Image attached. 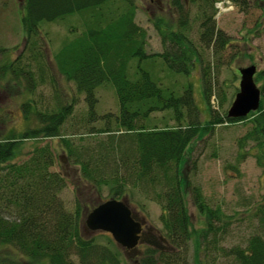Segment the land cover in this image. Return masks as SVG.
<instances>
[{
  "label": "trees",
  "instance_id": "obj_1",
  "mask_svg": "<svg viewBox=\"0 0 264 264\" xmlns=\"http://www.w3.org/2000/svg\"><path fill=\"white\" fill-rule=\"evenodd\" d=\"M112 0H23L21 24L27 41L39 35V24L55 22L68 15L89 13L85 31L65 43L55 54L58 73L72 83L84 97L88 123L103 121L98 129L110 135L98 145L79 152L71 147L61 129L73 112L75 100L54 111L33 110L32 104L22 105L25 118L33 114L41 127L7 137L0 134V264H127L119 247L109 233L97 237L86 235V216L91 209L76 203L68 210L61 192L66 179L52 171L56 157L48 144L26 154L22 142L35 138H60L73 163L79 165L83 180L95 190L105 186L109 199H133L135 195L159 205L163 248L146 247L140 264H264V206L254 213L256 231L244 245L226 247L227 230L233 223L221 207H212L202 189L191 185L183 173L187 155L195 141L219 125L248 122L251 126L239 140V156L245 158L252 150L257 164L264 167V84L260 87L261 101L257 111L242 119H231L227 112L212 109L213 79L210 64L188 39L187 2L198 7L200 42L220 53L229 45V37L217 27V0H170L176 20L167 22L160 17L154 23L162 37L164 51L158 56L177 73H191L199 64L203 100L208 120L201 125L200 108L192 88L183 95H165L150 74L140 68L136 80L128 77L130 62L150 57L146 51L147 31L136 22L135 6L123 0L119 13H104ZM245 11L253 1L264 12V0H228ZM107 15V16H105ZM30 44V43H29ZM31 45V44H30ZM32 43L30 60L38 64L44 75L46 61ZM22 57L8 67L16 80L25 77L27 89L34 90L36 79L32 64L18 67ZM17 67V68H16ZM25 67L28 70H25ZM31 68V69H29ZM264 72L255 75L257 82ZM110 83L119 103L117 114H98L96 90ZM216 99V97H215ZM218 101V100H217ZM222 104V103H221ZM218 106V102H217ZM169 110L175 126H149L156 111ZM250 145V149L246 148ZM192 201L202 218V226L191 222L186 197ZM106 201V200H105ZM105 240L100 242V240Z\"/></svg>",
  "mask_w": 264,
  "mask_h": 264
},
{
  "label": "rangeland",
  "instance_id": "obj_2",
  "mask_svg": "<svg viewBox=\"0 0 264 264\" xmlns=\"http://www.w3.org/2000/svg\"><path fill=\"white\" fill-rule=\"evenodd\" d=\"M149 1L131 0L135 6L137 24L147 31L146 51L150 57L142 61L133 59L130 62L128 77L133 81L136 80L142 68L163 89L165 95L181 96L191 87L200 108L201 125H204L209 116L203 100L201 68L197 64L189 74L177 73L158 56L165 47L154 23L160 17L167 22L176 20V12L172 9L170 0H159V5L156 0L152 3ZM223 1L227 0H217L216 4H221ZM21 3L20 0H0V134L4 138L13 133L19 138L25 131L41 127L33 114L30 118H25L22 105L26 102L32 104L33 110L54 111L75 100L73 112L63 125L61 134L70 141L72 149L79 155L83 149L98 145L110 135L98 131L103 126V121L88 123V111L83 95L78 94L74 85L58 73L53 57L65 43L85 31V20H88L89 13L85 15L75 13L55 22L44 21L39 24V35L33 37L30 42L27 41L21 24ZM123 8V0H112L104 7V13L116 14ZM186 9L189 14V27L186 32L188 39L198 49L203 62L211 66L213 92L216 97V99L211 98V107L214 110L218 108L222 114L228 111L239 91L238 70L255 65L256 75L264 72V12L253 1L245 11L233 2L221 5L217 9L215 21L217 27L226 33L230 41L225 50L215 53L212 48H206L200 42L198 7L187 2ZM33 42L35 49L43 54L47 64L44 82L38 81L40 76L44 78L38 64L30 60ZM19 57L22 59L18 67L28 62L32 64L31 68L35 72L36 79V88L32 91L27 89L28 83L25 77L16 80L8 68ZM25 70L28 68L25 67ZM256 84L260 88L264 84V76ZM96 96L98 98L96 113L100 115L118 113L119 103L112 84L107 83L99 87ZM175 124L169 110L156 111L150 116L151 127H172ZM250 126L248 122L216 126L201 140L193 143L192 152L187 155L188 160L183 168V173L191 185L202 189L210 206L221 207L229 217L233 218L225 242L222 243L226 247L245 244L246 239L256 231L258 221L254 218V213L259 206H264V167L257 164L256 158L252 156V150L245 158L239 156V140L247 133ZM45 144L51 147L56 157L52 171L61 173L66 179L67 186L60 196L68 210L72 211L77 202L86 205L90 210L92 205L100 204L112 197L108 187L103 186L98 191L83 180L79 165L73 163L67 155V149L60 138L24 140L21 150L26 154ZM248 149L250 145L246 148ZM127 202L136 217L147 220L157 239L164 237L159 220L161 210L157 203L145 200L139 195H135L133 199L128 198ZM186 202L193 226L201 227L202 218L193 204L191 194H187ZM86 235L97 237L99 233L86 231ZM104 241L100 240V242ZM167 244V242H159L160 246ZM148 246L150 245L147 243L140 245L137 255L121 249L123 259L127 260V264H140L143 252ZM192 252L191 245V264Z\"/></svg>",
  "mask_w": 264,
  "mask_h": 264
},
{
  "label": "water",
  "instance_id": "obj_3",
  "mask_svg": "<svg viewBox=\"0 0 264 264\" xmlns=\"http://www.w3.org/2000/svg\"><path fill=\"white\" fill-rule=\"evenodd\" d=\"M238 72L239 91L227 111L231 119L247 117L259 109L261 101V90L255 82L256 66L240 68ZM85 226L90 233H109L119 247L134 254L141 244L143 220L136 217L126 199L101 202L88 213Z\"/></svg>",
  "mask_w": 264,
  "mask_h": 264
},
{
  "label": "flooded vegetation",
  "instance_id": "obj_4",
  "mask_svg": "<svg viewBox=\"0 0 264 264\" xmlns=\"http://www.w3.org/2000/svg\"><path fill=\"white\" fill-rule=\"evenodd\" d=\"M149 2L152 3V2H154V0H150ZM156 2L158 5L160 4L159 0H156ZM141 220H143V226H142L141 244L140 245L147 243L150 246H153L156 248H163L164 245L160 246L159 242L162 241V242L166 243L167 241L163 237H160V239H157V237L154 236L152 233L153 228L148 226L147 220L146 219H141ZM139 246H138V248H139ZM138 248L135 251V254H138V251H139ZM127 253L132 254V255L134 254L133 251H127Z\"/></svg>",
  "mask_w": 264,
  "mask_h": 264
},
{
  "label": "built area",
  "instance_id": "obj_5",
  "mask_svg": "<svg viewBox=\"0 0 264 264\" xmlns=\"http://www.w3.org/2000/svg\"><path fill=\"white\" fill-rule=\"evenodd\" d=\"M228 3L230 4V1H228V0L226 2L223 1V3H221V4L220 3L219 4L217 3L216 4V6H217L216 8L219 9L221 5L223 6V4H228Z\"/></svg>",
  "mask_w": 264,
  "mask_h": 264
}]
</instances>
